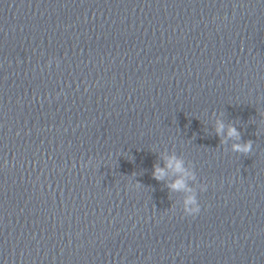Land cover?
<instances>
[{
	"label": "water",
	"instance_id": "95a60500",
	"mask_svg": "<svg viewBox=\"0 0 264 264\" xmlns=\"http://www.w3.org/2000/svg\"><path fill=\"white\" fill-rule=\"evenodd\" d=\"M173 155L264 170V0H0V206L171 191Z\"/></svg>",
	"mask_w": 264,
	"mask_h": 264
},
{
	"label": "clouds",
	"instance_id": "9594fccd",
	"mask_svg": "<svg viewBox=\"0 0 264 264\" xmlns=\"http://www.w3.org/2000/svg\"><path fill=\"white\" fill-rule=\"evenodd\" d=\"M49 64H51V60L49 61ZM216 134L217 136H222L225 134V124L222 120L217 121L216 125ZM227 138L235 139L239 141L240 139V132L237 131V128L234 125H229L227 127L226 131ZM225 141L222 140L221 143H224ZM253 148V141L248 140L243 143H234L232 145V151L235 153L240 154H249L252 151ZM5 164H7V161H5ZM154 171H153V178L157 181L163 179L165 176V168H161L158 165H154ZM167 169H172L175 173L181 174L179 178H177L173 183L170 185H167L171 190L173 191H186L192 193L191 195L186 196L184 200V206H183V213L185 216H191L195 217L201 212V206L198 201L197 193L188 186L187 180H196V173L194 171H189L185 167V162L180 159L179 157L173 155L166 158V166ZM207 190V185L202 184L200 188V192H204Z\"/></svg>",
	"mask_w": 264,
	"mask_h": 264
}]
</instances>
